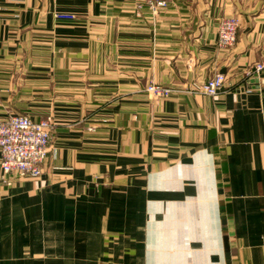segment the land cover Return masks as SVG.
<instances>
[{"label":"crops","instance_id":"1","mask_svg":"<svg viewBox=\"0 0 264 264\" xmlns=\"http://www.w3.org/2000/svg\"><path fill=\"white\" fill-rule=\"evenodd\" d=\"M0 8V120L54 121L41 176L0 179V264H264V71L245 75L264 0ZM215 73L218 95L191 91ZM150 81L179 93L150 98Z\"/></svg>","mask_w":264,"mask_h":264},{"label":"built area","instance_id":"2","mask_svg":"<svg viewBox=\"0 0 264 264\" xmlns=\"http://www.w3.org/2000/svg\"><path fill=\"white\" fill-rule=\"evenodd\" d=\"M137 7L145 5L149 11L157 15L167 8L173 0H134ZM0 8V21H1ZM59 21H73L74 15L54 13ZM238 21L235 17H221L218 20L216 45L218 48L233 46L237 38ZM264 71V60L254 62L246 70L245 75H258ZM226 81L221 73L213 74L205 82L191 89L208 97L218 95ZM145 93L155 100L168 99L179 93L171 87L162 86L150 81L144 88ZM54 122L51 116H45L38 121L31 120L27 115H9L0 120V170L1 181L6 185L11 180L38 179L42 174V165L50 149L51 134Z\"/></svg>","mask_w":264,"mask_h":264},{"label":"rangeland","instance_id":"3","mask_svg":"<svg viewBox=\"0 0 264 264\" xmlns=\"http://www.w3.org/2000/svg\"><path fill=\"white\" fill-rule=\"evenodd\" d=\"M46 116H51V115H46ZM54 122V121H53Z\"/></svg>","mask_w":264,"mask_h":264}]
</instances>
